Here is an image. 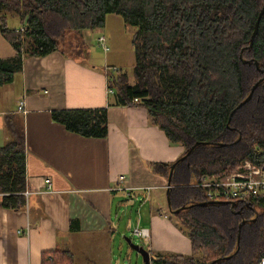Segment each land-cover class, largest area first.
Wrapping results in <instances>:
<instances>
[{
    "label": "trees",
    "instance_id": "1",
    "mask_svg": "<svg viewBox=\"0 0 264 264\" xmlns=\"http://www.w3.org/2000/svg\"><path fill=\"white\" fill-rule=\"evenodd\" d=\"M263 4L264 0H0V34L14 49L13 56L0 58V85L12 81L24 56L43 57L58 50L69 30L103 27L109 14L119 15L133 28L134 83L127 82L124 70L109 72L107 83L113 92L108 104L143 105L152 122L184 152L197 143L185 158L174 160L169 189L171 208H184L168 209V216L173 222L177 218L175 225L186 232L191 253L152 254L149 264H260L264 257V199L200 205L208 200L202 189L190 185L204 175L230 173L245 160L264 171V14L247 48ZM9 18L22 26L11 27ZM260 79L248 103L230 116ZM106 109H56L51 118L86 138L105 137ZM21 126L11 121L9 139L0 146V202L15 211L26 209ZM172 163L149 167L167 178ZM71 259L68 251L56 248L42 253L41 264H71Z\"/></svg>",
    "mask_w": 264,
    "mask_h": 264
},
{
    "label": "crops",
    "instance_id": "2",
    "mask_svg": "<svg viewBox=\"0 0 264 264\" xmlns=\"http://www.w3.org/2000/svg\"><path fill=\"white\" fill-rule=\"evenodd\" d=\"M118 18L109 14L103 27L75 31L68 37L69 52L62 44L43 57L24 56L12 81L0 85V146L9 139L8 124L20 122L29 191L25 210L15 211L0 202V264H41L42 253L56 248L71 254V264H88L87 242L81 238L104 231L124 233L112 217L119 203L131 201L139 202L136 227L148 230L143 247L150 256L191 252L188 236L166 210L167 178L149 167L174 162L184 148L169 141L143 105L108 104L112 93L107 91L105 67L125 71L126 60L113 53L117 50L107 28L108 20L118 23ZM101 34L108 51L99 50L96 39ZM130 40L131 36L120 51L134 60ZM13 55V47L1 33L0 58ZM20 99L24 111L18 110ZM98 107L107 108L105 137L86 138L51 118L56 109ZM114 200L119 202L116 213ZM130 221L131 217L127 229Z\"/></svg>",
    "mask_w": 264,
    "mask_h": 264
},
{
    "label": "rangeland",
    "instance_id": "3",
    "mask_svg": "<svg viewBox=\"0 0 264 264\" xmlns=\"http://www.w3.org/2000/svg\"><path fill=\"white\" fill-rule=\"evenodd\" d=\"M115 15V14H111ZM119 17L118 23L108 20L107 28L110 29V31L113 34L114 38V48L117 50H113V53L121 59L126 60L124 69L128 75V79L130 82H134L133 74H132V64L134 62L133 57L131 59H128L125 53L124 48L127 45L128 46V40L131 36L133 28L130 25H127L125 22H123L122 18ZM9 25H18L19 22L17 19L9 18ZM108 29V30H109ZM76 33L74 30H69L65 33V36L62 39L61 45L63 44V48L69 52V41L68 37L74 35ZM77 47L79 44H75ZM98 46V45H97ZM100 47V46H99ZM102 48L100 47V51ZM123 50V51H120ZM103 52V51H102ZM112 53V50H111ZM247 160L239 163L233 171H237V169L245 166ZM249 162V161H247ZM231 171V172H233ZM219 176V175H217ZM118 200H114L113 203V209L114 213H116V207L118 205ZM117 214L114 215L115 217H112L115 221H117V225L119 224L121 227H119L121 232L124 233H118L116 232H102L100 234H93L90 237H87L86 239L81 238L82 240L86 241L87 243L84 245L86 247V250L89 252L88 255V264H110L111 258L113 263L111 264H143L142 257L139 255L136 251L131 249V247L126 243L124 236L129 237L131 240V243L139 244V245H146L145 241L138 236L134 232V228L136 227L137 220L139 218L138 208H139V202H130L128 204L119 203ZM168 211V208L166 209ZM143 212V211H142ZM169 213V211H168ZM130 225L127 229L128 222L130 220ZM177 218H174V222ZM117 228V227H112ZM140 228V227H139ZM184 233V232H183ZM186 233V232H185ZM184 233V234H185ZM190 248H191V242H190ZM131 253V257H130ZM191 253V252H190ZM92 255V257L90 256ZM189 255V254H188Z\"/></svg>",
    "mask_w": 264,
    "mask_h": 264
},
{
    "label": "built area",
    "instance_id": "4",
    "mask_svg": "<svg viewBox=\"0 0 264 264\" xmlns=\"http://www.w3.org/2000/svg\"><path fill=\"white\" fill-rule=\"evenodd\" d=\"M97 44L104 50L108 51L109 47L104 35H99L96 39ZM122 68L117 66H106L105 73L109 81V72H121ZM108 93H112L111 88H107ZM134 102L137 98L133 99ZM18 110L24 111V101L20 99ZM123 179L119 176V181ZM49 186V180H46ZM203 190L204 196L208 201H226V202H242L249 203L255 199H264V171L260 167L254 166L247 162L245 166L230 173H223V175H204L200 180L190 184ZM25 198L29 191L25 189L23 192ZM134 232L143 240L149 237L148 230L144 228L135 227ZM260 264H264V257L261 258Z\"/></svg>",
    "mask_w": 264,
    "mask_h": 264
},
{
    "label": "water",
    "instance_id": "5",
    "mask_svg": "<svg viewBox=\"0 0 264 264\" xmlns=\"http://www.w3.org/2000/svg\"><path fill=\"white\" fill-rule=\"evenodd\" d=\"M264 14V4L262 5V7L260 8L258 14H257V17H256V20H255V23H254V28H253V31H252V34L250 36V39H249V44L247 46V48H250L252 46V43H253V39L255 37V35L257 34V31H258V26H259V21L262 17V15ZM241 57V55H240ZM243 62L246 63V61L244 60ZM256 67H258V62L257 61H254ZM262 79H260L258 82H256L250 90L249 94L245 97V99H243L230 113V116L233 114V112L238 109L239 107H241L243 104H245L246 102L248 103V101L250 100V98L252 97V94H253V91L255 90L256 86L258 85V83L261 81ZM230 120V118L228 119V121ZM197 143H195L194 145L190 146L189 149H187L178 159V160H181L183 158H185L189 153L190 151L193 149V147L196 145ZM176 161V162H177ZM175 162L172 163L170 165V168H169V172H168V176H167V182H166V201H167V207L168 209L171 211V212H178L180 209L184 208V207H181L179 209H172L171 208V205H170V198H169V189H170V184H171V174H172V171H173V168L175 166ZM209 203H217V201H207V202H202V203H199L200 205H203V204H209ZM124 239L126 241V243L131 247V249H133L134 251H136L139 255H141L142 257V261H143V264H149V261H150V255H149V251L144 248L142 245H139V244H135V243H131V240L129 237H126L124 236ZM239 241V232L237 234V242Z\"/></svg>",
    "mask_w": 264,
    "mask_h": 264
}]
</instances>
